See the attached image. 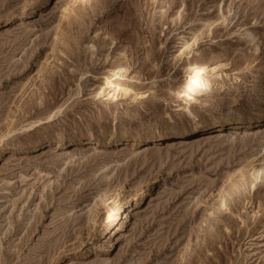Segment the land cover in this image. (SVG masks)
<instances>
[{"label": "rangeland", "instance_id": "1", "mask_svg": "<svg viewBox=\"0 0 264 264\" xmlns=\"http://www.w3.org/2000/svg\"><path fill=\"white\" fill-rule=\"evenodd\" d=\"M263 104L264 0H0V264H264Z\"/></svg>", "mask_w": 264, "mask_h": 264}, {"label": "bare ground", "instance_id": "2", "mask_svg": "<svg viewBox=\"0 0 264 264\" xmlns=\"http://www.w3.org/2000/svg\"><path fill=\"white\" fill-rule=\"evenodd\" d=\"M220 8V7H219ZM67 10H65L66 12ZM249 36H252V34H248ZM254 36V35H253ZM209 105V104H208ZM188 119H180L176 122H173L168 125H156L154 123H147L144 124L139 128L138 131H136L133 135L127 136L125 133L124 128L121 129V133L124 138H130L131 147H138L144 142H164L170 138L180 137L183 134H194V133H204L205 131H209L211 129H216L221 127L224 124H227L229 126H234L238 123V121H242L244 115L240 113H226L223 115L220 114H214L211 107H208L206 110H204L200 115H194L190 112H188ZM264 114V104L259 107L258 109H255L253 111V115L257 117V119H260V116ZM254 118V117H253ZM235 121L234 124L231 123V121ZM44 129L39 130L42 132ZM88 137L90 139L93 138V134L90 130H87ZM63 133H57L56 140L57 142L63 141ZM144 145V144H143ZM245 171H247L246 166H241L238 169H236L232 174L229 175L227 180H231L232 178H243ZM253 173L256 176H264V166L260 165V169H253ZM137 188V187H136ZM141 200L140 195H134L129 200V211L126 213L125 218L129 219L133 216V213L135 212V209Z\"/></svg>", "mask_w": 264, "mask_h": 264}]
</instances>
